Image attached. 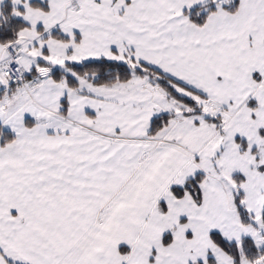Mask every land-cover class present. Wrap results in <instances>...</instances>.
Segmentation results:
<instances>
[{
	"label": "snow or ice",
	"instance_id": "obj_1",
	"mask_svg": "<svg viewBox=\"0 0 264 264\" xmlns=\"http://www.w3.org/2000/svg\"><path fill=\"white\" fill-rule=\"evenodd\" d=\"M0 264H264V0H0Z\"/></svg>",
	"mask_w": 264,
	"mask_h": 264
}]
</instances>
